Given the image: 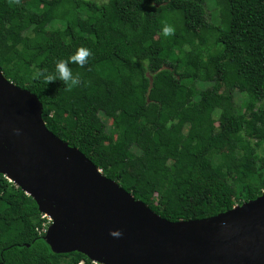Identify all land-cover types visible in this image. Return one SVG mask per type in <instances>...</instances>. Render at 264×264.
<instances>
[{"label":"trees","instance_id":"16d2710c","mask_svg":"<svg viewBox=\"0 0 264 264\" xmlns=\"http://www.w3.org/2000/svg\"><path fill=\"white\" fill-rule=\"evenodd\" d=\"M206 1L0 0L3 76L37 97L50 132L172 222L264 193V154L255 149L264 146V0H217L228 7L223 25L210 20ZM78 48L90 53L68 65L78 87L35 76ZM208 65L221 75L199 88ZM235 92L246 95L241 106ZM100 116L112 120L109 129ZM43 221L0 174V264H95L79 252L53 253Z\"/></svg>","mask_w":264,"mask_h":264},{"label":"water","instance_id":"95a60500","mask_svg":"<svg viewBox=\"0 0 264 264\" xmlns=\"http://www.w3.org/2000/svg\"><path fill=\"white\" fill-rule=\"evenodd\" d=\"M41 115L37 97L0 71V174L50 218L42 239L53 253L79 252L95 264H264V193L209 218L168 221ZM116 230L119 237L109 234Z\"/></svg>","mask_w":264,"mask_h":264},{"label":"rangeland","instance_id":"374dc122","mask_svg":"<svg viewBox=\"0 0 264 264\" xmlns=\"http://www.w3.org/2000/svg\"><path fill=\"white\" fill-rule=\"evenodd\" d=\"M97 2H102L104 0H96ZM206 6V11L207 14L210 17V20L216 23H219L220 25H223V21L224 18L226 17V14L228 13V7L227 4L223 1H217V0H207L205 3ZM225 14V15H224ZM84 15V14H83ZM85 16V15H84ZM86 17V16H85ZM58 25V21L57 20H53L51 23V26H57ZM46 29H32L31 33L32 34H39L41 32H46ZM222 72V68L220 66L217 67H213L212 65H208L202 73V81H200L197 86L199 88H203L208 86L209 84H211L213 82V79H217L219 78V76L221 75ZM217 87L219 89V91L223 90V86L220 83H217ZM235 99L238 105H242L243 102L246 99V95L243 93H239V92H235ZM183 114L185 115L186 118H189L191 116V114L184 110ZM101 120L105 123V125L107 126V128L109 129L112 126V120L111 119H105L104 117L100 116ZM242 137L243 139H245L246 141H248L251 145H253V141L246 138L245 134L242 133ZM257 153L259 154H264V146H261L259 148H255ZM137 149L135 150V153H137ZM136 167V161L132 160L130 162H128L126 164V171L130 174H133L134 170ZM141 182L140 177H137V183L139 184Z\"/></svg>","mask_w":264,"mask_h":264},{"label":"clouds","instance_id":"9594fccd","mask_svg":"<svg viewBox=\"0 0 264 264\" xmlns=\"http://www.w3.org/2000/svg\"><path fill=\"white\" fill-rule=\"evenodd\" d=\"M161 32L164 37H170L174 34L175 29L172 25L165 23L161 28ZM89 55L90 53L88 49L78 48L75 53L68 57L67 60H57L52 71H48L47 69L38 70L35 73V76L47 84L54 81H61L70 88L78 87L81 84L80 75H74L68 65L71 63L83 65ZM13 131L15 134H19V129H14ZM109 234L113 237H119L121 235L119 230L110 231Z\"/></svg>","mask_w":264,"mask_h":264},{"label":"built area","instance_id":"2783aa9c","mask_svg":"<svg viewBox=\"0 0 264 264\" xmlns=\"http://www.w3.org/2000/svg\"><path fill=\"white\" fill-rule=\"evenodd\" d=\"M41 219L44 220L43 223H42V228H41V233H45L48 225L50 224L51 220L50 218L45 215V214H41Z\"/></svg>","mask_w":264,"mask_h":264}]
</instances>
